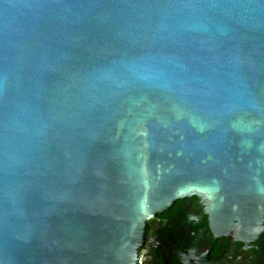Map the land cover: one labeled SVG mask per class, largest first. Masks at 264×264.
Masks as SVG:
<instances>
[{"label":"water","instance_id":"water-1","mask_svg":"<svg viewBox=\"0 0 264 264\" xmlns=\"http://www.w3.org/2000/svg\"><path fill=\"white\" fill-rule=\"evenodd\" d=\"M191 197L264 231V0H0V264H138Z\"/></svg>","mask_w":264,"mask_h":264},{"label":"flooded vegetation","instance_id":"flooded-vegetation-1","mask_svg":"<svg viewBox=\"0 0 264 264\" xmlns=\"http://www.w3.org/2000/svg\"><path fill=\"white\" fill-rule=\"evenodd\" d=\"M138 264H264V231L252 241L215 237L206 204L181 199L149 221Z\"/></svg>","mask_w":264,"mask_h":264}]
</instances>
